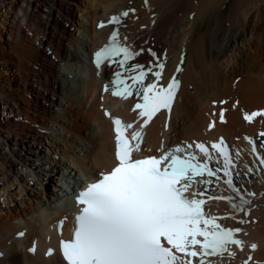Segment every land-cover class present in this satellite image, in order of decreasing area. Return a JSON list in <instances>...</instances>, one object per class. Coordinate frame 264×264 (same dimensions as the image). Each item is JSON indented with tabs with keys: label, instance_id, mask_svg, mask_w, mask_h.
Segmentation results:
<instances>
[{
	"label": "bare ground",
	"instance_id": "bare-ground-1",
	"mask_svg": "<svg viewBox=\"0 0 264 264\" xmlns=\"http://www.w3.org/2000/svg\"><path fill=\"white\" fill-rule=\"evenodd\" d=\"M123 11L129 15L120 24L108 23ZM103 22L105 27H98ZM112 31L134 51L142 50L132 63L153 69L164 64L162 86L181 64L170 130H164L161 114L148 131L154 149L163 134L174 143L224 135L241 149L235 181L242 193H254L245 196L248 214L232 213L224 200L210 201L207 208L235 215L225 223L241 229L243 249L232 246L234 259L210 260L264 264V168L242 138L247 133L264 139L262 116L251 123L244 119L264 112V0H0V264H66L58 252L45 257L44 249L46 233L56 246L72 235V220L61 234L55 230L58 218L79 209L75 195L63 197L68 180L80 185L115 164L112 124L102 114L112 98L99 102L102 82L115 69L105 66L98 79L91 64L93 50L103 47ZM136 100H123L124 111ZM212 179V185H199L201 191L235 199ZM53 180L66 187L60 184L54 193ZM22 229L24 238H13ZM34 237L39 245L32 255L27 247Z\"/></svg>",
	"mask_w": 264,
	"mask_h": 264
},
{
	"label": "snow or ice",
	"instance_id": "snow-or-ice-1",
	"mask_svg": "<svg viewBox=\"0 0 264 264\" xmlns=\"http://www.w3.org/2000/svg\"><path fill=\"white\" fill-rule=\"evenodd\" d=\"M128 15V11H123L113 15L108 23L118 25ZM98 27L105 25L101 23ZM141 51H134L122 43L119 32L112 31L107 43L93 54L98 74L105 66L115 69L104 91L125 101L136 97L137 102L131 110L138 112L141 122L139 130H133L132 123L104 112L113 125L117 163L111 171L102 173L99 179L75 195V203L80 208L72 239L61 241L63 259L66 264H194L196 258L195 264H213L210 257H222L225 253L234 257L232 246L243 249V241L237 238L241 229L224 227L218 221L235 219V215H212L205 211V205L209 200H224L232 213L247 215L244 209L250 201L245 196L254 193H242L234 185V176L238 173L233 172L236 164L224 140L221 138L211 145L218 154L215 156L203 143L194 142L195 150L204 160L192 150L191 144L170 149L162 144L159 156L137 158L134 155L142 152L144 129L153 118L162 110L171 112L179 88L175 76L166 86L160 85L163 63L155 64V70L132 63ZM150 55L155 56V53L150 52ZM150 77H154V82H146ZM219 115L224 122L223 111ZM256 116H264V112L246 114L244 119L251 123ZM259 135L264 137V132ZM245 139L264 166V156L257 154L255 142ZM236 156H240L239 151ZM214 159L218 166L211 168L209 161ZM221 172L223 177L219 175ZM205 176L208 179H197ZM213 177L215 182L227 185L235 199L232 195L212 196L209 188L201 191L199 185H212ZM62 226L63 221L59 227ZM256 247L251 245L252 250ZM29 251L35 252V246ZM51 254L50 249L47 255Z\"/></svg>",
	"mask_w": 264,
	"mask_h": 264
},
{
	"label": "rangeland",
	"instance_id": "rangeland-1",
	"mask_svg": "<svg viewBox=\"0 0 264 264\" xmlns=\"http://www.w3.org/2000/svg\"><path fill=\"white\" fill-rule=\"evenodd\" d=\"M2 12H3V9H2ZM63 25H65V27L66 28H70V30H73L74 31V28L72 27V26H70V25H68L67 26V24L63 21ZM44 48L45 49H48V52H49V54L51 53V51H50V49H49V47L47 46V45H44ZM44 50V49H43ZM28 124V123H27ZM45 142H47V140H46V138H45ZM48 182H50V180L48 181ZM54 184V185H56V190H55V192L54 193H56V192H58L59 190V185L61 184H63V187L65 188L66 187V183L64 182V181H61V182H58V181H56V180H53L52 182H51V184ZM46 186H48L50 189H52V185H47V184H45ZM36 190H39V188H37ZM0 201H1V199H0ZM2 202V201H1ZM59 204V203H58ZM45 207V206H44ZM9 242V241H8Z\"/></svg>",
	"mask_w": 264,
	"mask_h": 264
}]
</instances>
